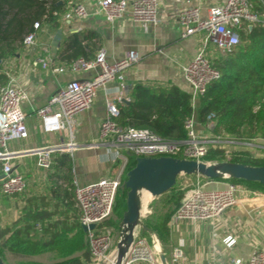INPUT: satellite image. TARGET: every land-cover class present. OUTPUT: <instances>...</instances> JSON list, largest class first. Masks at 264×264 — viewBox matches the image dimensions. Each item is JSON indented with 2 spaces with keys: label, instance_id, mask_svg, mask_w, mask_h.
I'll use <instances>...</instances> for the list:
<instances>
[{
  "label": "built area",
  "instance_id": "1",
  "mask_svg": "<svg viewBox=\"0 0 264 264\" xmlns=\"http://www.w3.org/2000/svg\"><path fill=\"white\" fill-rule=\"evenodd\" d=\"M97 11L101 12L106 20L114 23L129 13L131 19L144 28L159 23L160 0H96ZM93 11L83 2H76L70 6L64 18L70 21L73 18H88ZM176 18L181 28V36L187 38L193 35H202L201 48L198 54L182 68L183 76L191 88V100L195 107L197 100L205 94L208 85L220 78L221 74L210 60L209 48L220 51H231L240 42V31L248 24L263 22L254 10L251 0H224V2L209 8L208 15L202 17L199 5H193L191 0H184L178 9ZM40 22L34 23V30L23 37V45L31 50L37 44ZM48 52V49H47ZM139 53L129 50L123 57L108 60L107 52L101 48L91 59L77 58L69 65L54 66V58L47 54L38 59L41 67L52 74L70 72L79 74L92 72L90 78H71L48 102L36 112L41 118L42 126L47 132H67L71 140L67 143L45 145L32 148L27 152L37 156V163L43 169H49L53 163V154L65 152L80 147L73 142L75 117L89 109L97 96L99 88H104L109 81L117 80L121 84L125 80V72L139 61ZM29 98L27 90L17 85L13 78L9 79L0 92V162L4 177L0 188L4 195L15 196L22 194L27 187L23 174L15 172L11 163L12 158L19 152L10 150L9 143L13 140L28 137L26 113L23 102ZM121 99L118 98V101ZM121 114L120 107L113 99L106 101V113L100 124L102 142H109L114 148L115 157L120 162L118 174L104 177L98 181L79 185L75 181V201L79 208L81 225L88 228L87 240L90 249V261L87 264H114L117 255V246L113 247V233L104 224L110 219L116 205V198L123 186V175L130 163L129 156H175L204 160L211 148L223 149L227 160L236 152L250 150L249 146L264 149L258 142L260 137L251 140L229 134H215L213 132L216 121L212 116L208 122L201 125L195 115L187 118L185 129L187 138L173 140L163 138L148 128H124L118 122ZM258 138V139H257ZM253 141H257L256 144ZM122 149L126 150L123 153ZM188 176V175H182ZM203 176H195L189 184V190L182 204L174 213V221L217 220L225 210L236 205L237 193L242 189L240 184L230 182L223 189H207ZM227 248H232L236 239L231 235L223 238ZM162 243L159 237L149 234L146 238L138 237L135 230L134 240L131 243L121 264H162L160 251ZM185 257L183 246L177 245L171 249L167 264H180ZM231 264H264V249L255 247L247 258L232 256Z\"/></svg>",
  "mask_w": 264,
  "mask_h": 264
},
{
  "label": "crops",
  "instance_id": "2",
  "mask_svg": "<svg viewBox=\"0 0 264 264\" xmlns=\"http://www.w3.org/2000/svg\"><path fill=\"white\" fill-rule=\"evenodd\" d=\"M76 2L85 3L93 13L84 19L73 18L67 21L64 18V24L55 30L49 25H41L37 32L36 46L31 50L23 47L12 58L15 59V70L6 71L9 79L13 78L17 85L29 93V98L23 102L29 134L27 138L9 143L10 150L19 152L11 160L13 169L24 175L27 187L22 194L15 196L4 195L0 188V230L11 227L26 210H39L53 213V217L46 219V222H62L57 230L62 228L69 237L73 236L78 230L76 224L79 222V214L75 216L73 210H68L54 196L53 187L57 184L64 191L71 183L73 186L69 187V191L74 192L75 181L79 185H86L114 176L113 169L119 160L115 157L114 148L109 142H102L100 137V124L106 113L107 99L115 100L119 106L125 103L124 99L131 102L132 89L137 83L159 88L177 85L191 92L182 68L198 54L203 34L187 38L181 36L176 14L184 0H160L159 23L156 26L150 24L147 28L133 21L129 13L114 23L108 22L97 11L96 0H72L71 4ZM222 2L224 0H191L193 5L200 6L202 17L208 15L210 7ZM89 30L97 36L95 40L99 49L106 50L108 60L119 59L129 50H136L140 58L126 70L122 84L113 80L104 88H99L93 105L75 117L73 142L80 147L58 152L70 155L72 171L63 172L60 167H54L55 162L49 169H43L37 163V156L27 151L40 146L67 143L71 138L67 132L45 131L36 111L68 80L75 77L87 79L92 76V72H63L55 75L45 71L37 60L50 54L54 58V66L66 65L61 58L66 54L70 36ZM93 41L86 43L91 45ZM99 49H92L94 55ZM209 52L213 54L211 48ZM118 98L121 100L118 101ZM2 175L0 162V184ZM187 177L191 181L195 180V176ZM203 182L207 189H223L230 183L206 179ZM241 188L237 193L236 205L224 211L215 221L177 222L171 219L170 242L164 250L167 261L171 249L180 244L185 252L180 264H231L232 256L247 258L255 247L264 249V193L244 185ZM150 198L145 195L146 202ZM228 235L236 239L232 248H227L223 242V238ZM45 253L52 254L53 260L58 258L55 252ZM80 254L82 251L76 253Z\"/></svg>",
  "mask_w": 264,
  "mask_h": 264
},
{
  "label": "trees",
  "instance_id": "3",
  "mask_svg": "<svg viewBox=\"0 0 264 264\" xmlns=\"http://www.w3.org/2000/svg\"><path fill=\"white\" fill-rule=\"evenodd\" d=\"M254 10L264 20V0H251ZM72 0H0V59L1 64L11 58L24 47L23 37L34 30V23L49 25L55 30L64 24V15L70 8ZM97 36L92 31L74 33L70 36V44L66 54L61 58L69 65L77 58L91 59L99 44ZM92 44L86 43L92 41ZM101 49V48H100ZM212 65L219 70L221 76L211 82L204 95L192 103L191 93L177 85L166 88L137 83L131 93V102L120 105L121 114L117 119L124 128H148L163 138L184 140L187 138L185 121L193 114L201 125L208 122V117L216 121L213 132L223 135L229 134L245 139L260 137L264 139V23L257 22L246 25L240 31V42L231 51L213 52L210 57ZM0 64V92L9 82V75L1 69ZM55 94V93H54ZM261 154L252 150L236 152L230 159L251 165H264V149ZM57 153V154H56ZM53 154L54 167H60L63 172L72 171V160L68 153ZM55 155V156H54ZM179 157L177 154L175 155ZM205 161L217 162L227 160L223 149L211 148L204 157ZM130 161L128 168L134 166ZM62 172V171H58ZM206 180H224L247 186L252 190L264 193V184L237 178H217ZM178 182V179H177ZM176 182V184H177ZM176 184L166 193L164 206L156 218L149 216L144 219L145 224L159 237L164 250L168 247L171 236V219L185 199L188 189L176 190ZM71 183L70 186L71 187ZM73 186V185H72ZM64 191L57 184L53 187L54 196L73 210L78 216L74 192ZM120 193L126 199L127 189L121 187L116 198L114 212L122 219L126 210L119 212ZM19 195V194H18ZM152 197V196H151ZM113 212V213H114ZM113 216V215H112ZM53 213L48 211H28L11 226L0 230V256L5 262L8 257L29 259L45 252H55L58 258L51 262L23 260L20 264H87L90 261V249L87 233L77 222V231L71 237L66 230H57L62 222H46ZM112 217L104 222L113 225ZM40 226V227H39ZM40 229L39 237L35 232ZM78 251L82 254L76 255Z\"/></svg>",
  "mask_w": 264,
  "mask_h": 264
},
{
  "label": "water",
  "instance_id": "4",
  "mask_svg": "<svg viewBox=\"0 0 264 264\" xmlns=\"http://www.w3.org/2000/svg\"><path fill=\"white\" fill-rule=\"evenodd\" d=\"M1 61L0 59V64ZM123 102L129 103L126 99ZM181 175H199L210 179L237 178L264 184V165H251L232 160L211 162L174 156H137L134 166L127 171L122 186L127 189L126 210L119 223L117 255L114 264H121L134 240L137 228L154 234L142 219L143 191H149L152 197L161 196L176 184ZM94 227V223L89 227L82 225L85 232L88 228L93 229ZM160 258L162 264H167L163 248L160 251ZM0 264H7L1 256Z\"/></svg>",
  "mask_w": 264,
  "mask_h": 264
},
{
  "label": "rangeland",
  "instance_id": "5",
  "mask_svg": "<svg viewBox=\"0 0 264 264\" xmlns=\"http://www.w3.org/2000/svg\"><path fill=\"white\" fill-rule=\"evenodd\" d=\"M215 51H217V49H212V52H215ZM14 61H15V59L11 58V59H9L7 61L2 62L1 69L3 71H8V72L14 71L15 67H16V65L13 64ZM253 142L256 144L257 141H253ZM258 142L261 145H264V139H258ZM249 148H250V150H252V152H254L256 154H261L262 153V150H260V147H256V146L252 145V146H249ZM122 151H123V153H126V150L122 149ZM135 158L136 157H134V156H129V159L132 162L135 161ZM120 166H121L120 162L116 163V165H115V167L113 169V174L115 176L118 174ZM128 170L129 169H127V171ZM127 171L123 175L124 180L126 179ZM193 176H196V175H192L191 177H193ZM190 183H191V180H189V178L187 176H182L181 175V176L178 177V182L176 184V190L184 189V188L189 190V184ZM163 198L164 197H151L148 200V202L145 201V204H144L145 209L142 212V219L143 220L148 218L149 216H151L150 218H152L153 216L156 218V216H158V214H160L162 211H164L166 209V207L164 206ZM119 199H120V205L118 207V210L120 212L121 210H123L124 204L126 203V199H125L124 195H122L121 193H120V198ZM232 207H229V208H232ZM118 218L120 219V217L119 216L117 217V215L114 212L113 216H112V219H114L113 225H107L111 229V231L113 233V239H114L113 247H116V244H117V241H118V237H119V223H120V221H118ZM136 231L138 232V237L146 238L149 241V233L141 230L140 228H137ZM40 234H41V231L37 230V232H35V236L36 237H39ZM19 258H17V257H8L6 263L7 264H20L21 261L23 262V260H29V259L30 260H34V261H40V262L46 263V262L53 261L52 258H54V256H52V254H47V253L44 254L43 253L41 255L33 256V257L29 258V259H22L21 260Z\"/></svg>",
  "mask_w": 264,
  "mask_h": 264
},
{
  "label": "bare ground",
  "instance_id": "6",
  "mask_svg": "<svg viewBox=\"0 0 264 264\" xmlns=\"http://www.w3.org/2000/svg\"><path fill=\"white\" fill-rule=\"evenodd\" d=\"M145 195H148V196H152L151 193L147 190H144L143 193H142V209H141V212H143V210L145 209Z\"/></svg>",
  "mask_w": 264,
  "mask_h": 264
}]
</instances>
